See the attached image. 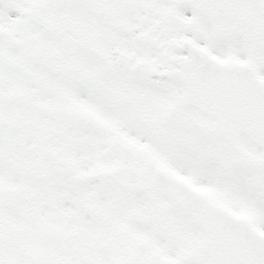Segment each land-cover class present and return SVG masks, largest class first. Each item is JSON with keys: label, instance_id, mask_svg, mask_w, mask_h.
Wrapping results in <instances>:
<instances>
[{"label": "snow or ice", "instance_id": "1", "mask_svg": "<svg viewBox=\"0 0 264 264\" xmlns=\"http://www.w3.org/2000/svg\"><path fill=\"white\" fill-rule=\"evenodd\" d=\"M0 264H264V0H0Z\"/></svg>", "mask_w": 264, "mask_h": 264}]
</instances>
